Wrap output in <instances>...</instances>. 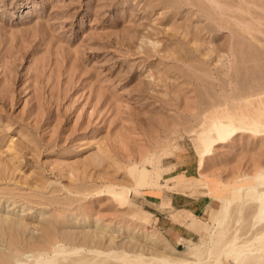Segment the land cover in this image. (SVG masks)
<instances>
[{
	"label": "rangeland",
	"instance_id": "obj_1",
	"mask_svg": "<svg viewBox=\"0 0 264 264\" xmlns=\"http://www.w3.org/2000/svg\"><path fill=\"white\" fill-rule=\"evenodd\" d=\"M198 188L172 241L141 196ZM42 253L264 264V0H0V264Z\"/></svg>",
	"mask_w": 264,
	"mask_h": 264
},
{
	"label": "crops",
	"instance_id": "obj_2",
	"mask_svg": "<svg viewBox=\"0 0 264 264\" xmlns=\"http://www.w3.org/2000/svg\"><path fill=\"white\" fill-rule=\"evenodd\" d=\"M174 164L176 165L175 168L179 169L181 173H191L192 175L199 174L198 170L200 169L197 166V160L184 152L179 153V156L175 157ZM194 176L192 177L198 178ZM211 180L218 182L217 177ZM203 190L205 189H195L194 192L196 193L193 194L196 195H190L188 191L184 193L171 192L170 195L165 197L150 191H144L141 198L144 201V205L150 204L151 206H156L152 207L156 212L155 214L149 212L152 217H154L156 226L162 230L169 239L178 243L179 239L193 240L198 236L197 233L186 226L189 222V218L186 217V214L189 213L197 218L203 217L207 211L206 203L200 201L202 197L200 193H202ZM203 197L206 196L203 195ZM162 203L165 205H162Z\"/></svg>",
	"mask_w": 264,
	"mask_h": 264
},
{
	"label": "bare ground",
	"instance_id": "obj_3",
	"mask_svg": "<svg viewBox=\"0 0 264 264\" xmlns=\"http://www.w3.org/2000/svg\"><path fill=\"white\" fill-rule=\"evenodd\" d=\"M224 128V127H223ZM218 220H219V218H217L216 220H215V222H216V224L218 225L219 224V222H218ZM208 224L210 225V222H208ZM11 230V229H10ZM9 233H11V232H9ZM8 233V234H9ZM13 233H14V231H13ZM50 233V232H49ZM7 234V235H8ZM15 234V233H14ZM53 234V233H52ZM52 234H50V239H51V235ZM47 235H49L48 233H47ZM17 236H18V234H17ZM10 236H8V238H9ZM19 237V236H18ZM215 236H214V228H213V226L211 225L210 226V230H209V235H208V240H209V244H207V245H210V246H208L209 248H208V253H207V256H206V260H210V259H212L215 255H217L218 254V252H219V250L218 249H220V242H219V240L217 239L216 240V238H214ZM54 238V237H53ZM9 239H11V237L9 238ZM18 239H20V238H18ZM48 240L49 242L51 241V240ZM55 239V238H54ZM11 240H15V239H11ZM19 241V240H18ZM10 242V241H9ZM52 242V241H51ZM11 243V242H10ZM14 243H15V241H14ZM208 243V242H207ZM12 244H13V242H12ZM11 244V245H12ZM16 244V243H15ZM15 244H14V246H15ZM17 244H19L18 242H17ZM46 248V247H45ZM23 249H24V247H23ZM39 249V248H38ZM42 250V249H41ZM40 250V252H42ZM46 251V250H45ZM54 251H55V249H54ZM55 252H57V250L55 251ZM54 252V253H55ZM92 252V251H91ZM17 253V252H16ZM16 253H14V254H16ZM19 253V252H18ZM17 253V254H18ZM47 253V252H46ZM46 253H42V255H40V256H38L39 258H37L36 260H35V264H46V262L44 261L45 259H46ZM40 254V253H39ZM38 254V255H39ZM60 254V252H58V255ZM66 254V253H65ZM13 255V254H12ZM54 255V254H53ZM55 255H57V254H55ZM55 255H54V257H55ZM138 255V254H137ZM136 255V256H137ZM13 256H15V255H13ZM18 255H16L15 257H14V259L17 257ZM46 256V257H45ZM57 257V256H56ZM135 257V256H134ZM138 258H140L141 260H139V262L141 263L142 262V257L140 256V255H138L137 256ZM136 257V258H137ZM144 257V256H143ZM50 258V257H49ZM49 258H47L46 260H48ZM52 258V257H51ZM124 258H126V257H124ZM123 258V259H124ZM136 258H135V260H133V262H135L136 261ZM17 259V258H16ZM16 259H15V261H16ZM53 259V258H52ZM151 259V258H150ZM50 260V259H49ZM125 260H127V259H125ZM19 261V260H18ZM128 261V260H127ZM131 261V260H130ZM147 261V260H146ZM146 261H145V263H146ZM151 261H154V262H157V263H159V264H204V263H202V261H190V260H187V259H169V258H164V257H155V258H153ZM245 262H249V261H251L250 260V258H248V259H245L244 260ZM53 262V261H52ZM124 262V261H123ZM137 262H138V259H137ZM138 262V263H139ZM16 263H17V261H16ZM50 263H51V261H50ZM124 263H126L127 264V262H124ZM130 262H128V264H129ZM54 264V263H53ZM131 264V263H130ZM148 264V263H147ZM151 264V263H150ZM152 264H153V262H152ZM156 264V263H155ZM205 264H208V263H205Z\"/></svg>",
	"mask_w": 264,
	"mask_h": 264
}]
</instances>
